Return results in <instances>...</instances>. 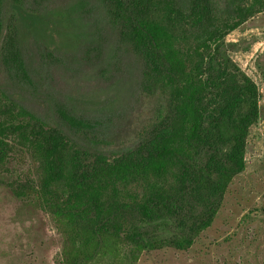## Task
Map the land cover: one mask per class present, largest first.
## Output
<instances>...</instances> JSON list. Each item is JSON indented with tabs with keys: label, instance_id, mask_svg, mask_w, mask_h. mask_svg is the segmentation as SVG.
I'll return each instance as SVG.
<instances>
[{
	"label": "trees",
	"instance_id": "16d2710c",
	"mask_svg": "<svg viewBox=\"0 0 264 264\" xmlns=\"http://www.w3.org/2000/svg\"><path fill=\"white\" fill-rule=\"evenodd\" d=\"M96 1L115 45L141 67L150 116L125 135L128 146L92 150L0 85V193L17 211L40 213L73 232V264L94 260L107 239L117 244L116 257L105 253L110 264L187 251L246 167L260 95L231 57L238 43L226 36L264 13V0ZM22 2L0 0V71L17 81L29 78L22 47L28 38L46 51L60 41L40 26L22 32L30 15ZM61 115L70 128L86 126Z\"/></svg>",
	"mask_w": 264,
	"mask_h": 264
},
{
	"label": "rangeland",
	"instance_id": "374dc122",
	"mask_svg": "<svg viewBox=\"0 0 264 264\" xmlns=\"http://www.w3.org/2000/svg\"><path fill=\"white\" fill-rule=\"evenodd\" d=\"M22 4L30 13L22 32L40 26L60 41L46 51L40 41L28 38L22 47L29 78L17 81L0 71V85L88 149L111 152L128 146L125 135L145 122L152 104L140 95L139 63L115 45L101 5L96 0ZM226 42L238 43L231 57L260 95V119L249 130L245 170L230 186L210 228L189 250L143 253L135 264H264V13L228 34ZM62 113L86 126L70 128ZM15 207L0 193V264H73L68 260L74 254L69 248L73 232L45 215ZM116 249L115 241L105 240L87 264H110L105 253L116 257Z\"/></svg>",
	"mask_w": 264,
	"mask_h": 264
}]
</instances>
